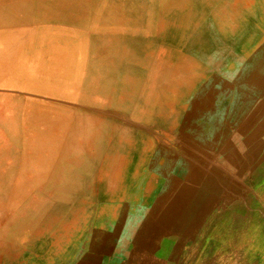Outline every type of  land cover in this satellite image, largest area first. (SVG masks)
<instances>
[{
    "label": "rangeland",
    "instance_id": "1",
    "mask_svg": "<svg viewBox=\"0 0 264 264\" xmlns=\"http://www.w3.org/2000/svg\"><path fill=\"white\" fill-rule=\"evenodd\" d=\"M0 264H264V0H0Z\"/></svg>",
    "mask_w": 264,
    "mask_h": 264
},
{
    "label": "bare ground",
    "instance_id": "2",
    "mask_svg": "<svg viewBox=\"0 0 264 264\" xmlns=\"http://www.w3.org/2000/svg\"><path fill=\"white\" fill-rule=\"evenodd\" d=\"M205 12V11H204ZM211 14V13H210ZM211 17V16H210Z\"/></svg>",
    "mask_w": 264,
    "mask_h": 264
}]
</instances>
